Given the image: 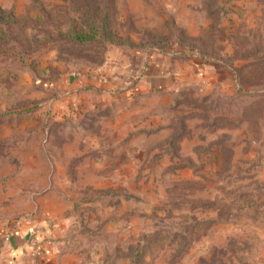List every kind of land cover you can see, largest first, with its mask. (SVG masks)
Masks as SVG:
<instances>
[{
  "label": "rangeland",
  "instance_id": "obj_1",
  "mask_svg": "<svg viewBox=\"0 0 264 264\" xmlns=\"http://www.w3.org/2000/svg\"><path fill=\"white\" fill-rule=\"evenodd\" d=\"M21 221L64 264H264V0H0V244Z\"/></svg>",
  "mask_w": 264,
  "mask_h": 264
},
{
  "label": "crops",
  "instance_id": "obj_2",
  "mask_svg": "<svg viewBox=\"0 0 264 264\" xmlns=\"http://www.w3.org/2000/svg\"><path fill=\"white\" fill-rule=\"evenodd\" d=\"M130 55L126 59L124 58V60L114 62V67H108L101 74L93 72L88 75L68 77L67 80H64L63 86L73 91L71 94L72 98L71 100H67L65 98L66 96L60 97L61 99L58 101L57 110L62 111L61 114L63 115L68 112L70 106L73 108L76 104V108L79 107L81 110H86L89 107L94 108L100 104L107 105L106 103L113 102L114 100H111L110 95L112 93L111 89L120 86L135 68L143 62V59L140 57L137 56L133 59L132 57L134 55ZM155 55L148 63L150 75L145 80V89L149 88L150 85L154 87V90L160 85L164 86L165 81L162 78H158L157 76L154 78L151 74L158 72L157 69L161 66L164 67L163 64L165 66L167 63L171 64L169 57H163L161 54ZM115 71L117 72L115 73ZM58 83L60 84L59 80ZM167 88L169 89V87ZM63 94L65 95L66 93L63 92ZM72 101H76V104H71ZM18 225L17 229L12 227L2 236L0 244V264H64L63 258L66 257H57L55 245L51 246L48 242H41V240H38L39 242L36 243L39 236L33 233L35 224H31V227L21 221ZM30 255H34L35 257H30ZM42 259H45L47 263L41 261Z\"/></svg>",
  "mask_w": 264,
  "mask_h": 264
}]
</instances>
